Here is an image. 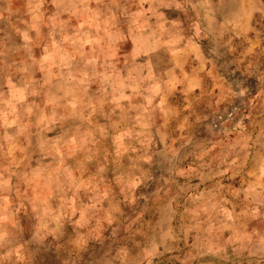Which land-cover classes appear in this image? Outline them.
<instances>
[{
	"label": "rangeland",
	"instance_id": "obj_1",
	"mask_svg": "<svg viewBox=\"0 0 264 264\" xmlns=\"http://www.w3.org/2000/svg\"><path fill=\"white\" fill-rule=\"evenodd\" d=\"M0 264H264V0H0Z\"/></svg>",
	"mask_w": 264,
	"mask_h": 264
}]
</instances>
